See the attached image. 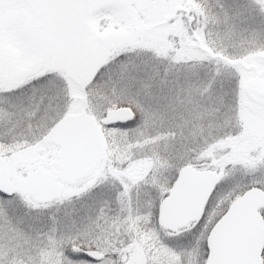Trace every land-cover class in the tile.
<instances>
[{
    "label": "snow or ice",
    "instance_id": "6c2138e0",
    "mask_svg": "<svg viewBox=\"0 0 264 264\" xmlns=\"http://www.w3.org/2000/svg\"><path fill=\"white\" fill-rule=\"evenodd\" d=\"M0 264H264V0H0Z\"/></svg>",
    "mask_w": 264,
    "mask_h": 264
}]
</instances>
